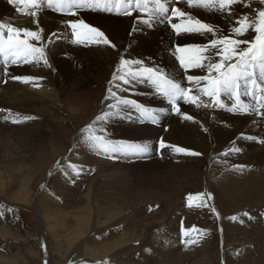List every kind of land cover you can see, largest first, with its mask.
Returning <instances> with one entry per match:
<instances>
[{
	"label": "bare ground",
	"instance_id": "bare-ground-1",
	"mask_svg": "<svg viewBox=\"0 0 264 264\" xmlns=\"http://www.w3.org/2000/svg\"><path fill=\"white\" fill-rule=\"evenodd\" d=\"M194 1L184 0L183 3H174V7L186 13L185 20L191 17L193 21L199 20L201 23L210 25L215 30L216 37L228 36L234 27L239 26L237 21L243 18L239 13L232 12L236 2L228 8L220 9L218 4L205 7L200 0H197L196 6H191ZM165 2L169 4L170 0H165ZM43 3V8L40 5L39 9H33L30 5H12L7 0H0V23L20 29L21 37L24 30L40 31L42 39L38 43L32 44L44 47L48 60L47 64L43 60L27 63L26 68L19 70L18 73L12 72L16 71L18 67L7 68L9 72L7 74L4 72V66L3 69L0 68V120L4 122L2 123L4 125H0V129L3 126L10 129L9 138H12L14 142L13 147L3 148L0 155V178L3 174L6 179L5 183H0L3 192L8 191L12 182L7 177L9 172L7 163H13L12 165H15V162L34 163L43 152L46 154L48 148L52 157L58 155L59 152L57 153L50 147L47 140L53 133L52 125L46 120L50 117L47 115L49 104L59 106L60 103H64V99L75 98L77 92H92L99 85L98 80L102 81L103 76L110 71L112 66H115L111 81L104 82L103 96L96 107V121L84 125L86 127L83 130L79 129V133L74 139L75 147L69 149L68 156L62 160L61 170L52 175L50 184L60 189L67 185L65 177L70 176V169L86 174L88 168L92 169L98 166V175L85 193L90 205L93 203V196L107 187H104V184L106 178L111 174L122 170L118 172L122 176L128 171L129 174L126 175V173V176L124 175L120 179L126 181L128 186L133 185L135 176L139 175L135 173L136 169L145 165L140 161H150V164L159 165L151 176L158 181V185L162 186L163 193L168 190L172 194L171 191L174 193L176 187L183 183L201 182L202 184L203 178L207 175L210 177L211 174L210 178L217 183L216 186L219 187L223 195H238L246 202L248 210H245L247 212L245 213L247 215L242 214L243 217L239 218L242 223L247 222V216L257 215L254 211L257 206L264 203V112L247 115L226 111L224 100L229 99L227 96L221 97V103L225 105L224 108L213 104L207 96L196 91L195 87L190 85L186 79L187 75H206V68L190 69L185 73L179 67L175 56L172 55L177 44L207 45L211 39L215 38L212 33L182 32L176 36L165 24L147 28L143 23H138V21L151 19L139 13H133L132 16L116 17L95 11V13L77 12L73 17H65L55 11H50L45 0ZM34 11L36 12L35 16L30 14ZM79 19H83L89 25L102 31L110 43L85 42L73 46L74 37L71 28L68 27V22ZM135 28H139L141 31H134ZM242 36L232 33L234 39L240 40ZM254 36L255 32L251 30L244 39L250 40ZM111 51L117 53L112 54ZM122 58L140 59L143 61L144 67L160 69L167 78L175 80L182 87L192 88L193 92L199 96L200 106L183 102L179 104L180 114H173L170 105L162 101L154 86L148 81L137 80L131 85H125L120 80L114 81L113 77L118 75L116 69ZM215 60L219 61V57H215ZM0 63H2L1 58ZM132 67L133 70H136L140 66L133 65ZM56 70L59 71L57 74ZM64 70L67 72L65 73ZM14 77H26L31 82L25 83L14 79ZM257 79H259L258 70ZM4 80H6L5 84ZM259 82L264 84V81L259 80ZM203 86L202 82L201 87ZM109 88L123 99L134 100L149 109L162 110L163 114L157 116L160 118L158 123H141V115L136 108L118 105V101L109 96ZM241 92L243 91L241 90ZM204 103L209 104L210 107H204ZM86 106L84 103L66 106L72 121L78 119L77 122H79L87 111L90 113ZM113 113L116 114L113 115ZM184 115L190 116L192 119H183ZM91 136H102L106 140L114 142L146 143L151 146V151L144 155L128 156L104 152L93 146L89 139ZM161 139L167 145L163 149H159L158 146ZM255 140H259L263 144L258 145ZM175 146L198 153V155L176 153ZM104 157L109 158V162L105 161L107 163L103 164ZM127 163L131 166H127ZM27 175L23 176L19 195H17L23 203L30 204L32 199H30L28 177L31 176ZM21 194H24L25 197L21 198ZM43 201L47 204L53 202L46 196ZM53 203L55 204V202ZM36 207L44 225L46 218L49 219L54 212L46 211L38 202ZM136 216L142 217L143 209H138ZM90 219L89 216L84 215L76 218L78 220L76 222L79 224L76 229L78 230L76 242L87 238L88 234L84 229H87L85 224H89ZM142 223L149 230L151 226L149 218L143 217ZM233 225H224V237L227 241L230 240L232 232L238 230V227ZM128 240H132V236L126 233L122 239L112 244L103 245L100 257L119 251ZM173 250L169 249L170 252L166 255L171 263L176 264L178 259ZM85 251H87L86 248ZM226 264L231 263L228 261Z\"/></svg>",
	"mask_w": 264,
	"mask_h": 264
},
{
	"label": "rangeland",
	"instance_id": "rangeland-1",
	"mask_svg": "<svg viewBox=\"0 0 264 264\" xmlns=\"http://www.w3.org/2000/svg\"><path fill=\"white\" fill-rule=\"evenodd\" d=\"M237 3H240L239 7ZM234 5L236 6L232 12L239 13L241 18L248 17L249 22L255 21L257 13L264 10V4L260 0H236ZM251 30L253 31L249 28L250 32ZM248 32L240 40H245ZM21 38H24L23 35ZM68 38L70 43V37ZM35 42L38 43L30 41ZM247 46L242 44L240 47ZM26 66L27 63L11 66L12 69L18 67L12 72L18 73ZM114 67L103 76L104 81L98 80L99 85L92 92H77L75 98L64 99V103L59 106L49 104L47 115L50 117L46 120L52 125L53 133L47 140L50 147L59 152L57 156L52 157L48 148L46 154L43 152L34 163H7V177L12 182L8 191L3 192L0 188V264H174L167 259L169 249H174L178 259L176 264H226L228 261L231 264H264V203L254 211L257 215L247 216V222L243 224L239 218L247 215L246 202L238 195H223L216 186L217 183L210 178L211 174L210 177L207 175L203 178L202 184L183 183L176 187L174 193L171 191L170 194V191L165 190V194L162 186L151 176L159 165L140 161L145 165L136 169L135 173L139 175L135 176V184L128 186L126 181L120 179L128 171L121 176L118 172L122 170H119L106 178L104 187H107L102 189L104 193L101 190L96 193L90 205L85 193L98 175V166L88 168L86 174L70 169V176L65 177L67 185L64 183L65 186L60 189L50 184L52 175L61 170L63 158L75 147L74 139L79 129L83 130L86 127L84 125L96 121V107L103 96L104 82L111 81ZM0 68L3 69V63H0ZM8 69L4 67L5 74L9 73ZM58 72L56 70V74ZM5 82L6 80L4 84ZM224 102L228 107L225 100ZM78 103L86 104L90 111L83 115L85 120L79 122L78 119L72 121L66 110L67 105ZM2 123L4 122L0 125ZM2 128L0 155L3 148L14 146L13 139L9 138L10 129L5 126ZM255 142L263 144L259 140ZM109 160L104 157L102 163ZM26 175L31 176L28 177L32 199L30 204L18 199L21 182ZM138 176L140 177L137 178ZM1 177L0 183L3 184L6 179L3 174ZM23 196L21 194V198ZM45 196L55 204L45 203ZM37 202L46 211L54 212L51 218H46L44 225L37 211ZM137 207L139 210L143 209L142 217L136 216ZM83 215L91 218L90 223L85 224L87 229H84L88 239L76 242V229L79 227L76 218ZM143 217L149 218V230L142 223ZM229 224L237 226L239 231L236 229L237 232H232L227 241L224 237V225ZM185 232L188 234L185 235ZM126 233L132 236V240H128L118 252L100 257L103 245L122 239Z\"/></svg>",
	"mask_w": 264,
	"mask_h": 264
},
{
	"label": "snow or ice",
	"instance_id": "snow-or-ice-1",
	"mask_svg": "<svg viewBox=\"0 0 264 264\" xmlns=\"http://www.w3.org/2000/svg\"><path fill=\"white\" fill-rule=\"evenodd\" d=\"M7 2L12 5H30L33 9L40 8L38 0H7ZM46 2L48 8L70 16H75L76 11L82 9L111 13L114 8L117 14L132 16L134 8L142 10L146 7L142 0H115V2L113 0H46ZM154 2L156 8L152 19H146L142 22L138 21V23H143L147 28H153L154 26L164 25L167 21L168 26L176 36H179L182 32H208L215 37L207 45H175V51L172 55L175 56L179 67L185 73L190 69L206 68V75H187L188 83L193 85L201 95L209 97L213 104L220 108L225 107L221 103L222 96H227L229 99L234 100L235 103L228 109L232 112L237 109L242 112L248 111L250 106L241 100V96H251L257 101L254 110L259 113V109L264 107V84L258 83L257 80L258 70L259 80L264 81V10H260L257 13V18L253 22H249L246 16L237 21L239 26L232 29V33H235V35H243L248 32L249 28L255 32V36L250 40H239L232 38V33L228 36L216 37V32L210 25L201 23L199 20L193 21L191 17L185 20L186 13L179 8L172 7L171 15L169 16V8L166 6L165 0H154ZM200 2L205 7L218 4L220 9H225L235 3L236 0H200ZM260 2L264 4V0H260ZM30 14L35 16L36 12L34 11ZM141 14L146 13L141 12ZM174 18H179L181 22L172 23ZM68 27L71 28L76 43H110L102 31L89 25L83 19L69 21ZM5 31L7 32L6 37L4 36ZM134 31H141V29L135 28ZM22 34L23 39L21 38L20 29L0 23V55L5 58V62L19 65L43 60L47 64L48 60L45 56L44 47H37L30 43V41H40L42 39L41 32L24 30ZM84 37L87 39H83ZM242 44L248 46L241 48ZM215 57H219V61H216ZM206 61L207 63H205ZM233 61L235 62L233 63ZM133 65H139L140 67L133 70ZM116 72L118 75H114L113 80H120L125 85H131L137 80H146L151 83L157 93L166 98L173 114H180L181 112L177 103L179 100H183L185 104L200 106L199 96L192 94V88L182 87L180 83L167 78L160 69L144 67L143 61L140 59L122 58ZM14 79L25 83L31 82L26 77H14ZM202 82L203 87H201ZM241 88L244 89L243 92H241ZM257 90L262 94L261 96L256 95ZM108 93L110 97L118 101V105L136 108L141 115L142 122L158 123L157 115L154 111L141 106L134 100L117 96V93L111 88L108 89ZM203 106L210 107L207 103H204ZM115 114L113 113V115ZM105 115L107 116L108 114L106 113ZM183 119L191 120L192 117L184 115ZM89 139L94 147L104 152L120 153L128 156L144 155L151 151V146L146 143L114 142L106 140L102 136H91ZM166 146L163 139H161L159 141V149H163ZM174 150L176 153L198 155V153L190 152L179 146H175ZM189 200H191V196H189ZM192 231L196 230L192 229ZM184 234L187 235L188 233L185 232Z\"/></svg>",
	"mask_w": 264,
	"mask_h": 264
}]
</instances>
